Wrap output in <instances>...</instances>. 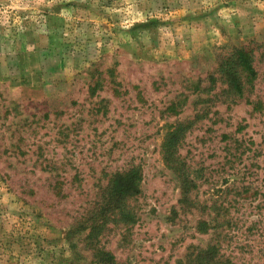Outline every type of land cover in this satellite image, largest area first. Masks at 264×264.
<instances>
[{
  "label": "rangeland",
  "instance_id": "374dc122",
  "mask_svg": "<svg viewBox=\"0 0 264 264\" xmlns=\"http://www.w3.org/2000/svg\"><path fill=\"white\" fill-rule=\"evenodd\" d=\"M243 47L251 91L208 92ZM134 167L126 223L99 204ZM212 246L264 264V0H0V264H205Z\"/></svg>",
  "mask_w": 264,
  "mask_h": 264
},
{
  "label": "trees",
  "instance_id": "16d2710c",
  "mask_svg": "<svg viewBox=\"0 0 264 264\" xmlns=\"http://www.w3.org/2000/svg\"><path fill=\"white\" fill-rule=\"evenodd\" d=\"M218 71L221 75L220 80L211 76V88H209L208 92L213 91L217 82L221 81L226 86L223 91L224 95L229 98L231 96L238 99L244 98L246 93L251 91L257 78L253 51L246 47L235 49L230 56L225 58L219 65ZM186 130L187 128L179 126L169 134L164 144V150L171 154L170 158L166 156L167 159H171L173 155L176 154L177 146L180 145L181 140L184 138ZM141 182L142 170L140 167H134L126 172L116 174L112 179L108 194L105 196L106 202L104 204H99L100 210L107 209L106 212L112 213L119 211V214L123 216L126 223L133 222L135 216L128 209L127 200L131 197L141 195ZM184 183L183 187H185ZM90 219L91 221H95L97 216L94 215ZM101 231L102 228L100 226L94 225L91 228L89 239L96 240ZM92 249L95 251V264H120L117 263L116 258L110 252H105L97 247ZM210 252L211 254L207 253L206 257H203V259L207 260L205 264H233L231 261L223 260V258L220 257L217 246H212Z\"/></svg>",
  "mask_w": 264,
  "mask_h": 264
}]
</instances>
